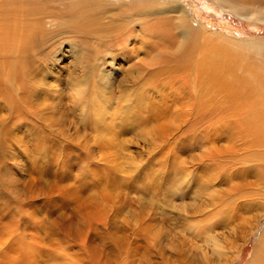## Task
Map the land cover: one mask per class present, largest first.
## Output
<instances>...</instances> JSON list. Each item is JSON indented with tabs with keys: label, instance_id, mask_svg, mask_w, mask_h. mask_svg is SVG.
<instances>
[{
	"label": "rangeland",
	"instance_id": "obj_1",
	"mask_svg": "<svg viewBox=\"0 0 264 264\" xmlns=\"http://www.w3.org/2000/svg\"><path fill=\"white\" fill-rule=\"evenodd\" d=\"M178 1L194 30L234 48L231 65L264 72L263 21L212 0ZM235 1L264 10V0ZM153 5L0 0L16 37L44 20L26 44L0 45V264H252L264 244V126L242 134L250 110L196 77L198 53L175 55V25L143 21L162 8ZM72 7L88 29L64 39L58 20ZM117 31L125 36L112 42ZM105 74L106 104H94Z\"/></svg>",
	"mask_w": 264,
	"mask_h": 264
},
{
	"label": "bare ground",
	"instance_id": "obj_2",
	"mask_svg": "<svg viewBox=\"0 0 264 264\" xmlns=\"http://www.w3.org/2000/svg\"><path fill=\"white\" fill-rule=\"evenodd\" d=\"M115 1H122V0H115ZM219 4L224 10H229L233 12L234 14L238 15L241 18H256L259 21L264 22V10L260 9L256 12L250 11L245 5L240 3L239 1L235 0H212ZM138 5H141L143 7L151 8L154 5L158 4L162 8L153 10L149 14H147L146 18L144 20L153 19L160 25H162V28L166 25H169L167 22L172 23L175 25L180 35L183 37L182 46L177 53L176 56L180 54L183 50L187 52L185 55H181L180 57L182 59L184 56H195L197 53V62L193 65H190L194 67V69H197V78H207L210 81L214 83H219V85L227 91V94L231 97L239 99V106L242 109H249V113L247 115H244V117L241 118V132L242 134L248 135L250 133H253L258 127L257 126H264V118L260 117L262 115L261 111H258L256 109H261L260 107L264 105V72L261 70H258L250 65L249 63H237V64H230V61L226 58V55L229 53L230 50H234V48L229 47L225 43H221L216 41L217 39H223L220 34H214L211 33V31L207 28H203V25H200V28H202L201 31L194 30L193 26L191 25V15L188 11V8L178 0H136ZM167 2V4H165ZM78 9H74L73 7L69 9L68 13L69 16H64L63 19L59 18V22H61V26L59 28V32L63 33V38H78V30L87 31L88 24H83L81 26H78V22H83L82 19H79L78 21L76 18L73 17V15L77 14L75 11ZM51 13L50 11L47 13ZM3 18L0 16V19ZM48 19V18H47ZM142 20V19H141ZM43 19L37 20V21H29L28 24H24L22 30H24L25 35H20V37H16V35H12V32L7 28L6 26L10 25L12 22L7 21L6 19L0 20V45L2 47L5 46V42L7 44L13 43V42H19L21 45H24L27 43L29 39H31L33 36H36L38 32H43L42 27L44 25ZM48 24L53 26V22L49 20ZM15 30V29H14ZM92 29L88 30L91 31ZM114 30H118V28H115ZM124 31V30H122ZM14 32V31H13ZM121 31H117L115 33L111 34V41L114 42L116 38L119 39L121 37H124L125 34H121ZM22 33V32H21ZM120 33V34H119ZM18 34V33H17ZM51 35L56 36H62L61 34H56L54 32L49 33ZM121 44L118 43L117 52L119 51L118 48L122 47L121 49H124L126 51V45L122 42ZM229 44V43H228ZM13 46V45H12ZM6 48V47H5ZM122 50L124 55H127L125 51ZM201 50V51H200ZM236 50V49H235ZM238 50V47H237ZM116 54V53H115ZM73 63L77 66L78 60L81 63V66L83 65L82 57L85 58V54H83L81 51H79V56L74 54ZM157 57H160L157 56ZM2 58V57H1ZM8 60V59H7ZM106 63L104 62L102 64V67L104 68ZM15 72V71H14ZM102 72L104 74V69H102ZM3 73V72H2ZM108 74L101 75V79L103 82V86H105L99 93L95 92V95L98 96V98H95L94 104H106L104 101V98H102L100 95L103 94V92L108 91L109 85L111 84V80L108 78ZM18 78V77H17ZM83 80V78H82ZM86 80V79H85ZM88 81V80H87ZM87 81H82L84 83L83 86L79 87L77 90L79 93H86L85 92V86L87 85ZM33 84V83H32ZM112 85V84H111ZM76 87V86H75ZM153 90L151 92L156 91L158 88L153 85ZM106 93V92H105ZM177 95V94H175ZM193 95H195L200 105L204 104V100L206 97L202 93L194 92ZM159 96V95H158ZM149 95L142 97L143 99H148ZM150 98V97H149ZM210 100V97H208ZM151 101V100H150ZM205 103L207 104L208 101L206 100ZM147 104V103H146ZM86 104H84V107ZM143 105L138 106L135 105V107H138L142 109ZM147 106V105H146ZM152 106V105H151ZM153 108V107H152ZM263 108V107H262ZM257 120L253 123L254 126H250L248 122V119L253 121L255 118ZM213 241V252L214 254H220V248L215 244L214 239ZM257 254L253 252L252 257V264H264V244L261 243L256 248Z\"/></svg>",
	"mask_w": 264,
	"mask_h": 264
}]
</instances>
